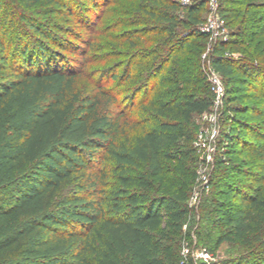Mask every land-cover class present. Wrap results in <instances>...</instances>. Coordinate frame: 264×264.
<instances>
[{"label": "trees", "instance_id": "16d2710c", "mask_svg": "<svg viewBox=\"0 0 264 264\" xmlns=\"http://www.w3.org/2000/svg\"><path fill=\"white\" fill-rule=\"evenodd\" d=\"M11 1L0 0V264H180L193 121L214 103L209 0H88L103 12L77 17L85 37L44 23L81 6L19 0L14 14ZM220 12L229 35L210 61L228 144L203 224L211 252L230 246L219 264H264V0H220ZM82 45L83 58L64 54Z\"/></svg>", "mask_w": 264, "mask_h": 264}, {"label": "rangeland", "instance_id": "374dc122", "mask_svg": "<svg viewBox=\"0 0 264 264\" xmlns=\"http://www.w3.org/2000/svg\"><path fill=\"white\" fill-rule=\"evenodd\" d=\"M67 1L74 3L75 8H79L81 6V14L77 13L76 17L68 19L62 15L51 12L52 10H46L47 14L44 15V18H47L48 21L46 22L44 19L42 21H45L44 23H48L50 24V26L52 25L55 28H61L63 32L70 31L75 35V37L76 35L78 37L87 36L89 34V29H86L84 26H79L77 17H84L82 19V24H87L88 26L89 23H94L98 19V15H101L103 10L98 9L99 12L95 13L88 11V9L86 8L88 0ZM90 2V4H93V1ZM7 6H10V8L15 11L14 14H16V11H18L19 9L24 10V7L21 5L19 0H13L9 2ZM39 8V10L44 9L43 6ZM37 16H39V14H37ZM109 17L110 15L108 14L105 19H108ZM40 18L41 16H39L38 19ZM10 25L11 23L8 22L5 26V28H7V30L9 31L7 33L8 41H13L14 43L18 44L22 41V38L18 32V30L21 28V25L16 24L12 27ZM30 36L31 34H29L27 36V39L24 40H30ZM74 42H76V44H79V41L77 40ZM108 42L109 38L104 36V44L106 45L108 44ZM80 48L81 49H79L78 53L70 55L68 53L64 54L67 57L69 56L68 58L70 59V61H74L77 58H83L87 51V47L85 45H82V47ZM104 54L106 56L108 54V50H104L103 55ZM236 55H239V53H237ZM110 61L111 59L105 58L103 61H101L102 63L100 62V64L108 65ZM204 67H208V62L204 61ZM80 80L81 82H85L86 78L81 77ZM223 107L224 105L218 108L212 106V108L208 112L197 114L194 117L193 124L195 127V134L192 143L194 156L190 161L186 163V179L190 183V197L188 202L191 208V214L190 218L188 219V224L184 225V234L181 239L180 250L182 261L180 262V264H183L184 262L185 264H196V262H198L199 264H206L207 261L205 260V258H203L202 256H199L198 258L197 255H200L203 247H211L210 240L214 235H216V230H213V227L211 225V219L208 220L206 224H203V216L206 213L205 206L207 205V197L211 192L210 183L215 165L219 159L223 158L222 156L224 155L225 147H227L228 144L223 141V131L225 128V122L223 119ZM209 228L211 229V237L206 240L202 236L206 235L207 232L210 231ZM199 232H202L203 235L201 236V233L199 234ZM230 250V246L227 243H224L216 253L212 252L216 258L215 261H217L216 263L213 262V264H219L220 262H223L226 258H228V256L230 255Z\"/></svg>", "mask_w": 264, "mask_h": 264}, {"label": "built area", "instance_id": "2783aa9c", "mask_svg": "<svg viewBox=\"0 0 264 264\" xmlns=\"http://www.w3.org/2000/svg\"><path fill=\"white\" fill-rule=\"evenodd\" d=\"M183 4H189L192 0H180ZM209 11L206 17L205 22L202 24L201 28L204 32L208 33L210 36V42L203 53V61L208 62V67H205L208 80L212 84V89L214 92V107H222L224 104V98L226 94V86L221 77V75L214 69L211 65L210 61V54L212 51V46L215 41L220 38H227L229 35V30L227 27V23L225 18L222 16L220 12V0H209ZM202 256L207 261L206 264H213L215 261V255L207 248L203 247L200 255L198 254L197 257ZM214 263V264H215ZM185 264V262L183 263ZM196 264H199L196 262Z\"/></svg>", "mask_w": 264, "mask_h": 264}]
</instances>
